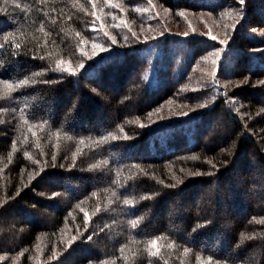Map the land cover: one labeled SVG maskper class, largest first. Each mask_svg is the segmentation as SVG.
I'll return each instance as SVG.
<instances>
[{"label": "trees", "instance_id": "16d2710c", "mask_svg": "<svg viewBox=\"0 0 264 264\" xmlns=\"http://www.w3.org/2000/svg\"><path fill=\"white\" fill-rule=\"evenodd\" d=\"M261 19L0 0V264H264Z\"/></svg>", "mask_w": 264, "mask_h": 264}, {"label": "snow or ice", "instance_id": "6c2138e0", "mask_svg": "<svg viewBox=\"0 0 264 264\" xmlns=\"http://www.w3.org/2000/svg\"><path fill=\"white\" fill-rule=\"evenodd\" d=\"M241 2H243V0H241ZM212 39L213 40H215L216 39V37H212ZM112 43L113 44H115L116 43V40L113 38L112 39ZM96 47H100V45H95ZM16 47L18 48L19 47V45H16ZM107 49L106 48H103V47H101V51H106ZM82 66V65H81ZM37 75H39L38 73H37ZM20 84H22V85H27V84H29V80L28 79H24V80H22V81H20ZM201 107H204V105H201ZM187 115V114H186ZM115 137H113V139H114ZM104 139H107V137H105ZM103 141H101V143H102ZM81 143H83V141H81ZM102 163H104V164H107V161H103ZM99 165H93V167H98ZM113 195H115V193H113ZM123 204L124 205H132L133 204V201L131 200V199H124L123 200ZM137 223H138V221L137 220H132L131 221V225H132V227L133 228H135L136 227V225H137ZM151 244H152V246L155 248L156 246H157V241H155V240H153V241H151ZM155 254V253H154Z\"/></svg>", "mask_w": 264, "mask_h": 264}, {"label": "rangeland", "instance_id": "374dc122", "mask_svg": "<svg viewBox=\"0 0 264 264\" xmlns=\"http://www.w3.org/2000/svg\"><path fill=\"white\" fill-rule=\"evenodd\" d=\"M257 27H255V29L253 30V34L259 36L260 38L263 37L264 38V19H261L259 23H257ZM224 28L221 27V31L224 33ZM252 33V32H251ZM227 39V38H226ZM256 51H259V50H255L254 49V53ZM258 53V52H257ZM225 83V82H224ZM223 83V84H224ZM225 85V84H224ZM252 165H255V161L252 162Z\"/></svg>", "mask_w": 264, "mask_h": 264}]
</instances>
